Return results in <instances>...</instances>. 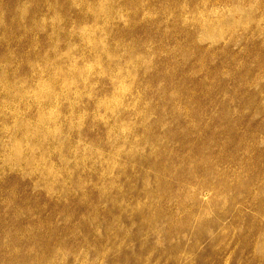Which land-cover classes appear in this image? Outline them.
Segmentation results:
<instances>
[{
	"label": "rangeland",
	"instance_id": "1",
	"mask_svg": "<svg viewBox=\"0 0 264 264\" xmlns=\"http://www.w3.org/2000/svg\"><path fill=\"white\" fill-rule=\"evenodd\" d=\"M0 264H264V0H0Z\"/></svg>",
	"mask_w": 264,
	"mask_h": 264
},
{
	"label": "bare ground",
	"instance_id": "2",
	"mask_svg": "<svg viewBox=\"0 0 264 264\" xmlns=\"http://www.w3.org/2000/svg\"><path fill=\"white\" fill-rule=\"evenodd\" d=\"M205 21H206V20H205ZM206 27H207V26H206ZM207 28H209V27H207ZM209 33H212V32H211V29H210V32H209Z\"/></svg>",
	"mask_w": 264,
	"mask_h": 264
}]
</instances>
